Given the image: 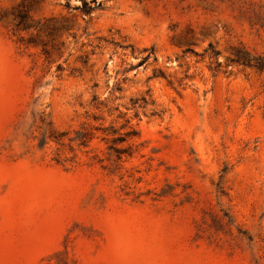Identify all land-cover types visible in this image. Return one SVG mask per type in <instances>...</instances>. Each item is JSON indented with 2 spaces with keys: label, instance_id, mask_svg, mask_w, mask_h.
I'll use <instances>...</instances> for the list:
<instances>
[{
  "label": "rangeland",
  "instance_id": "rangeland-1",
  "mask_svg": "<svg viewBox=\"0 0 264 264\" xmlns=\"http://www.w3.org/2000/svg\"><path fill=\"white\" fill-rule=\"evenodd\" d=\"M0 264H264V0H0Z\"/></svg>",
  "mask_w": 264,
  "mask_h": 264
},
{
  "label": "trees",
  "instance_id": "trees-1",
  "mask_svg": "<svg viewBox=\"0 0 264 264\" xmlns=\"http://www.w3.org/2000/svg\"><path fill=\"white\" fill-rule=\"evenodd\" d=\"M114 141L122 142V141H124V138H123V137H118V138L115 139ZM110 149L114 150L115 152H117V153H119V154L122 152L121 149H119V148H117V147H115V146L110 147Z\"/></svg>",
  "mask_w": 264,
  "mask_h": 264
}]
</instances>
